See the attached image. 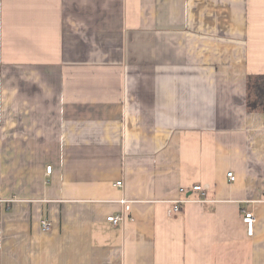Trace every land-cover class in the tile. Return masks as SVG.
I'll list each match as a JSON object with an SVG mask.
<instances>
[{"label": "crops", "instance_id": "crops-1", "mask_svg": "<svg viewBox=\"0 0 264 264\" xmlns=\"http://www.w3.org/2000/svg\"><path fill=\"white\" fill-rule=\"evenodd\" d=\"M250 75L264 0H0V264H264Z\"/></svg>", "mask_w": 264, "mask_h": 264}, {"label": "built area", "instance_id": "built-area-1", "mask_svg": "<svg viewBox=\"0 0 264 264\" xmlns=\"http://www.w3.org/2000/svg\"><path fill=\"white\" fill-rule=\"evenodd\" d=\"M50 167L47 168L46 170V173L49 174L50 173ZM227 176L228 178L233 181L235 176L229 172L227 173ZM116 186H120L121 185V181H117L115 183ZM185 188L181 187L179 189V192L180 193H183L185 192ZM191 191L192 192H202L203 189L201 187V185H193L191 187ZM189 201H201L199 198H192V197H182L180 199H176V200H173L172 201V206L171 208L169 209L168 213L169 214H176L180 211V208L182 207V205L184 203H187ZM122 202H125V200H123ZM126 204V203H125ZM125 209L127 210L128 209V205H126ZM121 219H123L122 215L121 214H116V215H109L106 220L109 221L110 223L112 224H117ZM242 221L246 227V233L248 235H252L253 234V231H254V224H255V217H254V214L252 211L250 210H242ZM49 227V223L47 221H42V228L44 230H47Z\"/></svg>", "mask_w": 264, "mask_h": 264}, {"label": "trees", "instance_id": "trees-1", "mask_svg": "<svg viewBox=\"0 0 264 264\" xmlns=\"http://www.w3.org/2000/svg\"><path fill=\"white\" fill-rule=\"evenodd\" d=\"M248 111L264 112V75H250L246 80Z\"/></svg>", "mask_w": 264, "mask_h": 264}]
</instances>
